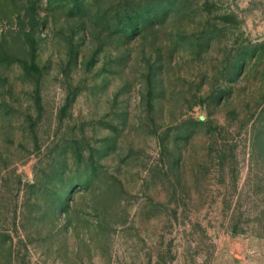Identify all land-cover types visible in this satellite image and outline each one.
Instances as JSON below:
<instances>
[{
  "label": "rangeland",
  "instance_id": "374dc122",
  "mask_svg": "<svg viewBox=\"0 0 264 264\" xmlns=\"http://www.w3.org/2000/svg\"><path fill=\"white\" fill-rule=\"evenodd\" d=\"M0 264H264V0H0Z\"/></svg>",
  "mask_w": 264,
  "mask_h": 264
}]
</instances>
